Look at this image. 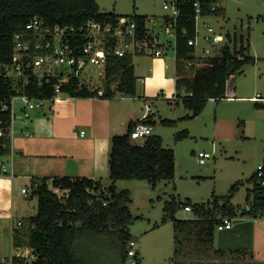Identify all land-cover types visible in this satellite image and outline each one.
I'll return each mask as SVG.
<instances>
[{
  "label": "trees",
  "instance_id": "1",
  "mask_svg": "<svg viewBox=\"0 0 264 264\" xmlns=\"http://www.w3.org/2000/svg\"><path fill=\"white\" fill-rule=\"evenodd\" d=\"M177 1L181 7L179 28L187 29V33L182 34L179 30L176 77L178 98L173 101L182 102L192 111L188 117H196L203 112L211 98H215V101L225 98L230 77L238 71L242 72L244 64L255 59L250 56L249 37L225 33L221 53L199 59L195 74L188 75L185 65L187 60L193 57L194 50L188 41L196 35L194 0ZM200 1L204 15L221 14L217 0ZM212 4H217L214 11L209 8ZM34 15H40L51 25H72L77 28L90 20L115 22L119 17L127 16L137 23L140 34L145 32L149 19V15L136 12L121 15L113 11H101L97 0H0V63L11 61L14 35L20 30L19 27L24 26ZM133 59L131 55L109 54L104 75V96L137 95V76L134 72ZM55 81L56 79L52 84ZM52 84L24 85L22 80L0 73V106L2 101L11 104L14 96L23 94L49 99L53 94ZM64 88L75 97L93 96L97 92L87 87L79 89L78 80L75 78ZM257 106L264 108L258 101ZM11 115L10 108L0 110V128L5 131V134L0 136V156L9 155L12 150V137L9 134ZM152 117L150 114L142 121L155 125L157 121L152 120ZM136 123L130 122L124 134L115 135L111 140L109 178L112 183L109 186L104 185L102 179L90 177L56 176L51 180L39 178L33 181L30 196L38 199L37 212L21 220L22 224L13 231L15 247L26 246L32 249L35 256L32 264H90L78 254L80 248L77 246L78 240L87 235L96 239L115 238L119 242L122 261L129 258L128 249L133 239L130 224L136 217L128 206L131 201L130 190H118L116 182L121 179H140L149 182L155 188L160 181L173 179L176 170L175 151L163 145L160 135L153 134L142 144L132 140L131 131ZM160 123L174 125L175 120L160 118ZM186 135L188 131H183L178 137ZM262 164V174L258 175L260 170L257 169L247 180L252 187L247 188L244 207L231 202V198L244 184L243 181H237L231 187L228 196H214L207 202L192 203L177 201L175 198L166 202L164 207L166 215L176 221L174 248L176 258L183 254L184 240L189 236H193L199 242L213 245L216 227L225 217L231 219L244 215L252 218L264 217V162ZM54 189L64 190L65 194L59 195ZM186 206L192 207L195 218L177 219L175 213ZM216 251L223 253L220 249ZM13 264L27 263L15 256ZM136 264H142L139 251Z\"/></svg>",
  "mask_w": 264,
  "mask_h": 264
},
{
  "label": "rangeland",
  "instance_id": "2",
  "mask_svg": "<svg viewBox=\"0 0 264 264\" xmlns=\"http://www.w3.org/2000/svg\"><path fill=\"white\" fill-rule=\"evenodd\" d=\"M221 14L217 17H200L199 28L204 20H208L223 33L238 37H249L250 56L255 61L244 64L242 72L238 71L230 77V91L234 93L232 99L208 100L203 112L196 117H188L192 111L182 102L168 99L175 91L174 60L173 68L166 71L169 86H155V94L146 93V84L141 76L151 75L148 66L155 57L137 54L134 61L146 67L138 80V91L135 97L126 100L136 111L145 109L144 98L147 99L150 113L157 123L153 134L160 135L163 145L172 148L176 155L175 176L169 181H160L155 188L140 179H121L116 182L117 189H129L131 201L128 206L136 220L130 224L132 240L137 243L142 264H264L248 252L251 245L253 230L259 226L258 218L244 215L233 219L234 227L219 231L215 230V247L223 251L219 253L210 243L199 242L193 236L184 240L183 254L175 256L176 221L168 217L165 204L175 198L177 201L192 203L207 202L214 196H228L231 187L237 181H243L240 189L231 198L235 205L244 207L246 192L252 187L247 180L264 162V108L257 106V100L252 97L260 94L264 96V0H217ZM101 11L130 15L134 12L156 17L159 21L167 13L163 7V0H97ZM148 25L153 23L148 22ZM172 53V52H171ZM169 63L172 59L169 58ZM96 69L94 85L103 87L104 75L99 77ZM172 80V81H171ZM166 90V95L158 94ZM153 96V97H152ZM134 98V99H133ZM263 103V100H259ZM47 101L41 108L49 110ZM23 106L22 96L13 99V113L21 115ZM38 108V109H41ZM37 109L30 110V113ZM160 118L175 120L174 125L160 123ZM183 131L188 135L178 137ZM123 130L119 134H124ZM144 140H138L141 144ZM209 154L206 163L198 160L199 152ZM103 183L109 186L112 181L103 178ZM59 195L64 190L56 191ZM29 207L37 206V198L26 197ZM30 211V210H27ZM37 208L33 210V214ZM26 213V212H25ZM24 213V214H25ZM10 220L7 229L0 232V264H11L15 254L12 248V221L17 226V217ZM175 217L181 220L195 218L193 210L184 207L178 209ZM166 218V220H165ZM263 218V217H260ZM165 220V221H164ZM257 220V221H256ZM159 225V226H157ZM259 235H256V238ZM234 240V242H233ZM248 241V242H247ZM77 246L85 260L90 264H131L130 258L122 261L119 242L112 237L93 238L90 235L78 240ZM233 251V252H230ZM17 252V251H16ZM230 252V253H228ZM242 252V253H241ZM33 257L29 258L31 264Z\"/></svg>",
  "mask_w": 264,
  "mask_h": 264
},
{
  "label": "built area",
  "instance_id": "3",
  "mask_svg": "<svg viewBox=\"0 0 264 264\" xmlns=\"http://www.w3.org/2000/svg\"><path fill=\"white\" fill-rule=\"evenodd\" d=\"M163 7L167 11L164 14L166 17L163 15L160 21L156 17H149L148 22L153 23V25H148L147 22L143 34L138 32L137 23L127 16H121L115 22L90 20L79 28L72 25H51L40 15H34L30 18L15 33L12 59L8 63H0V73L22 80L24 85L31 83L47 85L52 84L54 79L56 81L52 84L53 94L49 99L30 97L27 94L20 95L23 99L21 114L24 118L29 120L30 110L43 107L47 101L54 102L72 97L73 95L64 87H67V83L74 78L78 80L79 89L87 87L90 90H97V94L103 96L105 90L101 86L94 85V78L97 77V68L99 69V77L105 75L109 54L131 55L133 57L137 54H145L155 58L171 54L175 62L174 69L177 77L179 30L183 34L187 33V29L179 28L181 7L177 0H163ZM193 7L195 9L196 35L189 39L188 44L194 50L193 57L188 59L185 65V70L190 76L195 74L196 63L199 59L218 55L221 53L224 44L222 41L223 33L208 20L203 21L202 29L199 28L198 19L207 17L203 13L202 2L194 0ZM209 8L214 11L217 4H212ZM183 93L185 94V91ZM234 96L232 93H226L225 98L232 99ZM14 97L11 99V104L2 101L0 106V110L11 109V125L9 127L11 137L13 123L17 116L16 113H13ZM177 98L178 94L175 91L170 99L175 100ZM211 99L215 100V98ZM252 99L264 101V96L257 94ZM4 134L5 131L0 128V136ZM152 135L153 126L143 121L137 122L131 131V138L135 142L145 140ZM207 157L209 154L203 151L198 154V160L201 164L206 163ZM262 167L263 164L258 165L260 170L258 175L262 174ZM0 169L7 171L4 163H0ZM22 191L26 196L30 195L27 189ZM185 209L190 211L192 207L186 206ZM21 224L22 221L19 220L18 225ZM233 224V219L225 217L217 225V228L218 230H225L232 228ZM136 247L137 243L132 240L128 249L131 264L137 263L138 249ZM16 256L28 264L29 258L34 254L20 248ZM32 262L33 260L30 263L32 264Z\"/></svg>",
  "mask_w": 264,
  "mask_h": 264
},
{
  "label": "crops",
  "instance_id": "4",
  "mask_svg": "<svg viewBox=\"0 0 264 264\" xmlns=\"http://www.w3.org/2000/svg\"><path fill=\"white\" fill-rule=\"evenodd\" d=\"M169 58L172 59L171 64L168 61ZM173 60L171 54L154 58L148 66L152 74L147 78L141 73L146 67L140 66V63L137 64L133 59L135 75L139 78L142 74L141 80L146 84L147 94H155L157 91L153 90L156 89V85L169 86L166 71L173 68ZM173 70L176 91V75L175 69ZM138 85L137 80V91ZM230 85L228 80L227 93L234 94L230 91ZM162 93L164 96L167 91L163 90ZM130 98L119 94L110 97L100 96L96 92L93 96H72L54 101L49 104V110L41 108L31 113L29 120L22 114L16 116L12 128L11 153L0 156V163H4L7 168V171L0 169L1 233L5 228L7 229L10 220L15 218V213L19 214L18 221L36 214L32 212L37 206L32 205L28 209L26 200L22 198V195L26 196L23 189H27L31 195L32 183L35 179L49 178L51 180L56 176H71L103 180L109 177V152L113 136L123 130L127 131L130 122L142 121L151 114L146 98L143 111H136L134 106L126 103V100ZM152 120L156 121L154 117ZM152 126L155 127V125ZM30 195L26 197L31 198ZM34 198L37 197H33L32 200ZM258 220L259 226L253 230L248 252L255 259L264 262V217ZM18 221L17 226L12 221V248L15 254L11 258V264L20 248L32 253L29 247L14 246L13 231L19 228ZM256 235H259V240ZM215 238L214 235V241ZM214 241V249H217ZM31 257L34 260L35 256Z\"/></svg>",
  "mask_w": 264,
  "mask_h": 264
}]
</instances>
